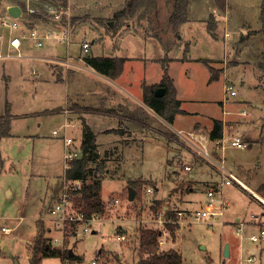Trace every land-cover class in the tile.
<instances>
[{
	"label": "rangeland",
	"instance_id": "374dc122",
	"mask_svg": "<svg viewBox=\"0 0 264 264\" xmlns=\"http://www.w3.org/2000/svg\"><path fill=\"white\" fill-rule=\"evenodd\" d=\"M65 1L68 3V0ZM72 1L78 9L76 13H79L75 17L85 21L82 29L88 26L99 30L101 35H110L111 30L106 20L112 21L113 26L120 27L135 15L131 22L137 30L143 34L153 31L155 36H160L155 40L156 51L160 52L157 44L160 41L166 50L165 58L176 57L168 61V73L174 78L177 97L189 113L184 115L181 122H174L171 126L166 122L156 124V132H163L165 136L156 132L153 133L154 136H145L142 147L139 146L129 157L118 151L89 154L88 167L93 170L92 174L95 172L104 178L99 191L104 203L103 211L92 224V230L74 234V229L67 227L63 239L53 243L52 239L61 237L62 233L52 228L53 222L47 213L48 206L55 198V193L50 198L48 183L56 175L63 173L66 148L63 133L73 137L76 142L72 127H66V132L61 129L58 135L51 133L53 128L60 125L59 119L54 118L58 110L54 107L63 98L64 91L62 84L49 77L41 81L39 75L35 76L28 70L21 69L17 65L18 58L1 57L0 62H4L6 66L8 63L15 64L7 66L8 71L4 70L6 74L0 72V116L7 115L10 119V135L0 138V228L2 225L14 228L9 234H3L0 230V264H30L31 247L40 232L41 223L47 228L44 236L52 246L71 249L83 262L97 258L100 264H137L140 227L160 229L161 247L178 250L182 264H238L240 254L246 256L238 252L240 241L251 246V250H244L245 252L256 254L252 242L247 238L241 240L236 235L234 219L239 216L241 220L248 221L251 213L260 206L239 186H223L222 197L228 204L221 216L200 222L194 219L195 212L203 208L202 202L206 198V187L209 184L197 181V166L202 162H209L194 157L189 149L183 147L186 144H181L180 138L178 141L172 134V129L188 128L192 121L205 122L208 118L226 116L222 107L225 104L224 110H231L233 117L226 121L223 136L225 147L220 149L221 154L217 156V160L223 159V165L228 170H233L234 164L241 162L248 153L247 149L252 141L256 142L253 146L256 154L264 156V71L259 67V63L264 61L261 0H191L187 17L190 15V19L195 20L200 36L195 39V46L193 42L191 44V40L179 36L182 23L172 27L167 21L173 10L170 0H156L154 7L139 6L131 15H123L124 17L116 16V13L127 11L130 0ZM115 2H121L122 10L112 13L117 8L112 4ZM107 6L111 7L104 8ZM39 7L42 8V5L39 4ZM104 13L106 17L103 18L106 19L102 20L103 25L98 29V16ZM208 25L212 30L207 29ZM15 31L19 33L18 30ZM0 34L1 38L4 35V40H9L8 28L0 27ZM92 34L89 31L84 35L90 42L89 55L99 53L97 42H92ZM82 51L84 52L83 49ZM182 55L183 58L187 55L192 60L183 61ZM202 59H211V65L215 69H222L217 78L210 79V70ZM156 67L157 65H152L153 74L147 78V82L155 80L161 71L160 67ZM38 69L40 73V68ZM228 82L234 84L236 95L231 96L225 91ZM246 100H252L253 103L250 105ZM243 110L247 115L242 114ZM184 129L185 133L188 132ZM232 135L247 139V146H230L227 139ZM211 146L212 144L209 146L210 150ZM127 160L130 161L128 166ZM185 163L191 164L192 169L184 170L182 164ZM211 165L217 168L214 163ZM178 172L181 174L178 175ZM216 172L219 179L220 174ZM238 172L241 175L239 170ZM262 174L264 176V172ZM141 175L148 177L145 179L147 183L142 185L139 197L135 194L134 199L129 200L128 183L133 179H144ZM171 175L176 176L172 180L176 179L177 182L170 179ZM156 184L157 189L153 186ZM191 184L195 189L191 193L188 209L183 205L188 200L182 199V194ZM174 185L177 187L176 192L173 190ZM148 188L152 190L148 191ZM115 197L119 202L110 205L109 202ZM163 206H167L168 210L173 209L177 215L181 212L178 217L182 220L179 222L180 219H177L178 227L174 230L176 239L165 225L170 220L169 215L166 213L161 221L158 220L157 212ZM261 223L263 221L260 219L257 224ZM118 228L125 231L124 240L117 239ZM225 243L231 246L230 256H224ZM60 262L61 258L53 255L43 257L40 264Z\"/></svg>",
	"mask_w": 264,
	"mask_h": 264
},
{
	"label": "crops",
	"instance_id": "0c3cea01",
	"mask_svg": "<svg viewBox=\"0 0 264 264\" xmlns=\"http://www.w3.org/2000/svg\"><path fill=\"white\" fill-rule=\"evenodd\" d=\"M37 1L41 3L50 2V0ZM33 3L35 4L36 1L0 0V16H4L7 20L16 18L19 25L18 28L14 30H8L9 34L19 35L21 40L20 46L16 48L9 45V40H4V35L2 38L0 36V53H7L8 57L14 56L15 58H18L17 65H19L21 69L28 70L30 74L35 76L39 75L41 81H45L49 77L56 83L62 84L64 96L61 100L56 102L54 107L58 109L54 118L59 119L60 125L51 130L53 135H58L61 129H64L66 132V127H72L76 139L75 144L78 149H80L82 155L81 141L84 131L83 125L86 124L95 136V146L93 152L101 154V152L106 153L110 151H118L121 152L122 155L125 153V155L129 157V154L138 150L139 146L142 147L145 136H154L153 133L156 132V124H163V122H165L152 108L144 104L143 91L146 86H159L162 81L165 68L168 73V61L176 57L165 58L166 54L164 53H166V50L160 41H157L159 46L158 50L160 52L156 51L155 40L159 39L160 36H155V33H152L153 31H150L151 33L146 32V34H143L137 30L131 22L135 19V15H132L130 21H127L125 17L127 22L120 27L113 26L112 21L106 20L110 27L111 34L101 35L98 33L99 30L97 31L95 28L91 29L86 26L85 29H82L85 21H81L77 19L79 17H75L79 13H76L78 12V9L74 7L72 0H68V3L66 2V4H64L66 6L67 14L60 20H56L52 17H42L36 13L29 12L27 10V6L33 5ZM112 4L117 6L112 13H116L121 9V2H115ZM13 5H17L20 9V13L16 17L9 13V8ZM108 7L111 6L104 8ZM105 14L106 13L98 16V29H100L103 25L101 24L102 20L106 19L103 18L106 17ZM168 20L169 17L167 21ZM180 25L179 36L185 40H191V44L193 42L195 46L197 43L195 39L200 37L197 27L195 26V20H191L190 15H188L186 21L182 22ZM0 27L5 28L1 25ZM30 28H35L38 31L40 35L39 39L43 40V44L41 46H37L35 44L36 39H33L28 35V30ZM15 30H18L19 33ZM89 31L93 33L92 42H97L99 51V53H93L92 55L119 57L124 59L121 70L115 77H109L97 72L86 62L85 57L89 55L87 53L90 50V42L84 35L85 32L88 33ZM43 34H48L50 37L44 39L42 37ZM84 41L89 42V49L83 52V48L81 47L82 42ZM191 44L189 47H191ZM9 51H16V53H10ZM181 58L183 61L192 60L191 57H188L187 55L185 58H183L182 55ZM196 59L199 58H195V60ZM66 61H70L71 63H66ZM12 64L15 63H8L7 66H12ZM153 64L157 65V69L160 67L161 71H159L155 80H149V82H147V78L153 74ZM7 66L4 62H0V72L6 74L5 71H8ZM38 68H40V73ZM168 75L172 79L174 85V78L171 74L168 73ZM174 88L176 89L175 85ZM176 98L179 100V108L183 112L175 114L173 121L171 123H167L170 124V126L174 122H181L182 119H184V115L189 113L186 111L181 100L177 97V94ZM251 101L252 100H248L247 102H250L248 104L251 105L253 103V101ZM224 106L225 104L222 105L223 113H225L226 116L222 115L220 118H208L205 122L192 121L189 124V127L185 128L188 131H193L195 135L199 137L200 142L206 143L208 146L212 144L211 151L216 156H220L221 151L220 149H215V147L213 148V144L216 139L211 140L209 138V132L213 127V121L215 119L221 120L223 123L222 132L224 136L227 126L226 121L233 117V112L231 110H224ZM54 129H58L57 134L53 133ZM177 129L184 128L177 127ZM156 133L163 134V132ZM62 136L64 141V138L69 135L63 133ZM255 144L256 142L252 141V144L249 145L247 149L248 153L245 154L244 159H242L239 163H235L233 170L231 169L230 171L261 198V200L257 199L256 197L250 195L244 188L240 187L246 194L249 195L251 200L258 203L260 207L254 210L253 213L259 215L260 219L264 223V204L261 203L262 200L264 201V176H262V172H264V156L259 157V155L256 154V148L253 147ZM63 158L64 161L62 165L64 167V155ZM129 162L130 161L127 162V166ZM88 163L87 167L89 166ZM209 163H207V165L202 162L197 166L196 173L199 177V179H197L198 182L206 184L218 180L216 168ZM238 170L241 175H239ZM64 173L65 167L63 168L62 174L56 175L53 181H49L48 185L50 188V198L54 194L55 187L58 185L60 178L64 176ZM180 174L181 173L178 172V175ZM98 176L101 177L100 175ZM125 176H123V178ZM174 177L176 176L171 175L170 179L172 180ZM142 178L148 179V177L144 176H142ZM103 179L104 178L101 177V181ZM88 181L89 177L85 182ZM83 182L84 181L81 180V184ZM173 182H177L176 179ZM178 182L181 184H187L186 181ZM176 188L177 187L173 189L174 192H176ZM155 189H157V184ZM194 189L195 186L191 184L186 187V191H183L182 194V199L188 200L186 203L183 202V205L188 209H190L189 205L191 202L189 201L192 199L191 193ZM204 202L205 200L202 202V207ZM238 217L239 216H236L234 220H237ZM49 219L51 218L49 217ZM256 228V224L249 223L247 232L256 230ZM253 244L254 245L252 246L254 247L256 254L251 252L247 253L251 250V246L244 242L241 243L240 241V249L238 250L239 254H254L257 256L258 264H264V242L261 244ZM244 250H247V252ZM230 255L231 246L229 244L228 256Z\"/></svg>",
	"mask_w": 264,
	"mask_h": 264
},
{
	"label": "trees",
	"instance_id": "16d2710c",
	"mask_svg": "<svg viewBox=\"0 0 264 264\" xmlns=\"http://www.w3.org/2000/svg\"><path fill=\"white\" fill-rule=\"evenodd\" d=\"M156 0H130L128 3L127 11L117 12L119 15H131L134 10L142 5L155 6ZM173 4V10L169 16V22L172 27H176L178 24L186 21L187 8L191 0H170ZM66 4V1H63ZM260 18L263 26L261 31L264 33V0L260 2ZM208 30H212L211 26H207ZM264 57V53H263ZM86 62L91 65L97 72L109 77H115L119 74L123 58L119 57H105L88 55L85 57ZM202 62L208 65L211 76L210 79H215L219 76L222 69H215L211 62V59H202ZM260 69L264 71V61L259 63ZM164 87V93L161 96L155 95L154 91L157 87ZM143 102L150 108H152L159 117H161L166 123H171L175 114L183 112L179 108V100L176 98V90L173 85V81L164 69V75L162 81L158 85L146 86L143 91ZM83 137L81 141L82 155L71 161L69 167L65 169L64 176L67 179H81L84 182L81 187L75 191L76 207L81 209L86 217H90L94 214H100L103 211L104 203L100 196V189L102 186L101 177L96 174H92L87 163L89 160L88 155L93 153L95 146V136L89 127L83 125ZM223 123L221 120L215 119L213 121V127L209 132V138L211 140L219 139L223 136ZM10 135V119L6 116H0V138ZM89 176V182H85ZM145 179H133L129 181L128 187H131L137 197L140 196L142 185L146 184ZM156 188V185H153ZM264 188V185H263ZM58 185L55 187L54 193L57 192ZM128 193V191H127ZM169 222H166V227L171 236L176 239L174 230L178 227L177 219H179L176 211L169 209L167 211ZM73 229V227H72ZM47 228L43 227V223L40 224V232L32 244L29 263L40 264L43 257L58 255L61 260L69 259L70 261H81L80 257L74 253L69 255V248L52 246L47 237L44 236ZM161 230L152 227H140L138 229V263L137 264H182V258L178 250L174 248L164 249L161 247L159 236ZM174 239V240H175ZM100 251V250H99ZM101 252V251H100Z\"/></svg>",
	"mask_w": 264,
	"mask_h": 264
},
{
	"label": "built area",
	"instance_id": "2783aa9c",
	"mask_svg": "<svg viewBox=\"0 0 264 264\" xmlns=\"http://www.w3.org/2000/svg\"><path fill=\"white\" fill-rule=\"evenodd\" d=\"M36 3L30 6H27V10L31 13H36L40 16H47L52 17L56 20L62 19L66 12V6L61 1H54L50 0V2L41 3L35 0ZM39 4L42 5V8L39 7ZM0 25L2 27L8 28L9 31L18 28V22L16 18L11 20H7L4 16H0ZM28 35L36 39L35 44L37 46H41L43 44V40L39 39V33L35 28H30L28 30ZM44 39L49 38L48 34H43L42 36ZM21 43L20 37L17 34H13L9 36V45L12 47H19ZM82 48L84 51L89 49V42L84 41L82 42ZM8 56L6 53L3 55L0 53V57ZM66 63H71L70 61H66ZM225 91L229 92L231 96L236 95V91L234 90V84L228 82L225 87ZM243 110L242 114L247 115V112ZM169 125V124H168ZM58 129H54L53 133L57 134ZM172 134L177 138H180L181 144L184 142L186 145L183 146L186 149H189V152L194 154V157H199L200 159H205L211 163L216 165V171L219 172L220 178L212 183H209L206 187V199L203 205V208L197 210L194 214V219L198 222L200 221H207L210 217L214 216H221L223 213L224 208L227 206L228 202L222 197V190L224 185H231L235 184L241 188H244L250 195L256 197L257 199L261 200V198L248 186H246L234 173L228 170L223 165V159L221 161L217 160V156L212 153L208 144L200 142L199 137L195 135L193 131L184 132L182 129H172ZM230 142V146L237 147V148H244L247 146V141L240 135H232L227 139ZM179 141V140H178ZM224 137L222 136L219 139H216L214 142L215 149H223L224 145ZM65 144V169L70 166L71 161L77 157L81 156V151L75 144V141L72 137L66 136L64 138ZM195 152V153H194ZM182 168L184 170H191L192 165L185 163L182 164ZM81 180L80 179H67L65 176L60 178L58 183V189L55 193V198L48 206L47 213L50 215V218L53 222L52 228L59 231L61 237H54L52 239L53 243H58L63 239V235L67 227H73L74 234H79L85 231L92 230V224L98 220L99 214H94L90 217H86L84 212L76 207L75 198L76 193L75 191L81 187ZM148 191H151L152 188H148ZM219 196V197H217ZM119 199L117 197L112 198L109 202L110 205L113 203H118ZM215 202H218L217 204ZM264 203V201L262 200ZM167 206L161 207V210L157 212L158 220L161 221L164 215L166 216L167 213ZM178 215H181V212H178ZM180 219V217H179ZM166 221V219H165ZM181 219L179 220V222ZM260 222V216L257 214L251 213V218L248 221L241 220L238 218L236 220V227L235 233L236 235L242 240L247 238L250 242L255 244H261L264 242V223L257 224ZM249 223H254L257 225L256 230L251 232H246L247 226ZM3 234L11 233L14 228L10 226L2 225L0 228ZM117 239L124 240L126 238V233L122 228H118L117 232ZM51 243V242H50ZM258 264L257 256L254 254H248L243 256L240 254L239 256V263L238 264ZM60 264H100L97 258H92L87 262L83 261H70L69 259L61 260Z\"/></svg>",
	"mask_w": 264,
	"mask_h": 264
},
{
	"label": "water",
	"instance_id": "95a60500",
	"mask_svg": "<svg viewBox=\"0 0 264 264\" xmlns=\"http://www.w3.org/2000/svg\"><path fill=\"white\" fill-rule=\"evenodd\" d=\"M9 13L16 17L19 15L20 13V9L17 5H13L9 8ZM164 87H157L154 91L155 95L157 96H161L163 93H164ZM135 197V191L129 187L128 188V199L129 200H133ZM223 253H224V256H228L229 255V245L228 243H225V246H224V250H223ZM73 254V251L71 249H69V255H72Z\"/></svg>",
	"mask_w": 264,
	"mask_h": 264
}]
</instances>
